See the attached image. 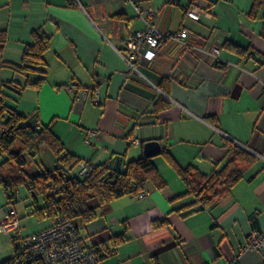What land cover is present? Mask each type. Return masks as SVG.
Segmentation results:
<instances>
[{
	"label": "crops",
	"instance_id": "crops-1",
	"mask_svg": "<svg viewBox=\"0 0 264 264\" xmlns=\"http://www.w3.org/2000/svg\"><path fill=\"white\" fill-rule=\"evenodd\" d=\"M252 4L0 0V30L8 32L0 54L2 80L26 82L12 64L21 62L33 29L42 27L51 37L46 82L21 95L12 93L17 99L13 105L50 125L78 158L123 171L144 154L145 142L158 140L182 166L210 174L228 161L227 139L257 157L254 163H241L243 178L207 208L187 206L191 196L173 200L187 187L161 154L153 157L167 181L164 188L147 183L140 195L116 199L97 219L78 224L87 247L110 246L112 236L126 233L127 241L104 264H234L235 259V264H264V254L248 246L253 231L264 233V21L261 14L250 17ZM136 5L156 11L159 29L188 28L197 38L220 39L223 64L175 45L159 55L157 68L132 67L124 57L125 39L129 31L146 26ZM191 5L208 14L190 18L186 10ZM227 40L249 52L223 48ZM164 78L168 93L159 86ZM82 89L90 91L87 98ZM95 89L100 104L93 101ZM160 96L171 106L155 113L153 104ZM162 219L167 224L154 227Z\"/></svg>",
	"mask_w": 264,
	"mask_h": 264
},
{
	"label": "trees",
	"instance_id": "trees-1",
	"mask_svg": "<svg viewBox=\"0 0 264 264\" xmlns=\"http://www.w3.org/2000/svg\"><path fill=\"white\" fill-rule=\"evenodd\" d=\"M260 14L264 21V0H253L250 17L255 19ZM119 17L122 18L123 15ZM7 40V30H0V54L3 53ZM50 48L51 37L44 29L42 27L33 29L31 41L24 47L21 62L12 64L16 71L26 77V82L20 83L15 79L4 81L0 78V187L7 195L8 204L16 205L20 199L19 189L25 186L30 198L27 205L32 214L41 219H51V225L58 215H63L76 222L80 234L79 221L82 224L89 223L97 219L101 212H105L116 199L127 195H140L147 183H153L162 189L167 185V181L156 166L154 158L145 154L129 161L123 171L115 170L107 163L96 164L91 175L83 177L79 174L78 164L85 159L70 153L50 125L41 122L38 129L34 128L33 124L37 118L31 119L29 114L13 105L17 101L13 94L21 95L27 88H40L46 82L48 67L46 53ZM223 48L240 55L249 52V49L228 40L224 42ZM216 63L223 64V61L217 59ZM34 74L39 76L33 79ZM165 80L161 79L159 86L168 93ZM9 98L15 102H10ZM153 106L155 113H158L169 108L171 103L160 96ZM225 145L228 158L226 165L210 174L202 172L194 165L182 166L166 147L162 148L161 156L187 187L185 193L173 200L191 196L193 200L187 206L200 205L201 208H207L231 193L234 185L243 178L244 170L241 163H254L257 157L228 139ZM43 146H47L51 152L55 166L48 168L43 165L41 170L30 175L27 172L29 159L39 156ZM11 208L18 217L16 209ZM166 224V219L153 222L156 228ZM13 241L16 251L14 237ZM125 241L127 236L123 232L111 237L110 246L102 244L100 247L88 248L98 251L104 260ZM13 263L14 256L0 262Z\"/></svg>",
	"mask_w": 264,
	"mask_h": 264
},
{
	"label": "built area",
	"instance_id": "built-area-1",
	"mask_svg": "<svg viewBox=\"0 0 264 264\" xmlns=\"http://www.w3.org/2000/svg\"><path fill=\"white\" fill-rule=\"evenodd\" d=\"M136 8L144 17L146 26L136 31H129L125 39L124 57L132 67L136 68L139 63L149 68H157L159 55L175 45L198 57L212 56L221 59V47L218 44L220 39L217 37L211 40L197 38L188 28L178 31L159 29L154 21L156 11L153 8L142 9L139 5H136ZM204 12L197 5H191L186 10L187 15L195 20H199ZM77 87L75 82L71 83V88ZM81 92L85 98L90 95L88 89H82ZM93 101L96 104L101 103L99 89H95ZM40 124L41 121L37 119L33 126L38 129ZM135 142L139 143L138 140ZM95 167V163L81 160L78 164L79 174L88 177ZM0 231L7 234L15 233L13 237L16 239V251L13 264H104L98 251L85 246L76 222L63 215H58L50 227L24 236L21 233L20 219L14 210H10L7 219L0 225ZM248 246L264 254V233L253 231ZM233 263H237V259Z\"/></svg>",
	"mask_w": 264,
	"mask_h": 264
},
{
	"label": "rangeland",
	"instance_id": "rangeland-1",
	"mask_svg": "<svg viewBox=\"0 0 264 264\" xmlns=\"http://www.w3.org/2000/svg\"><path fill=\"white\" fill-rule=\"evenodd\" d=\"M9 100L10 102H15L13 99L9 98ZM43 165L47 166L48 168L55 166L54 158L47 146L42 147L41 154L35 159H29V164L27 166L28 174L33 175L37 173L39 170H41V168H43ZM19 192V202L16 205H11L8 204L7 195L0 187V224H3L4 220L8 216V210H11V207H14L17 210L21 224V232L24 236L46 228L50 224L51 219H41L37 215L31 213L30 208L27 205L30 203V198L28 197L25 186H22L19 189ZM78 224L81 225V222L79 221ZM82 231L84 232L85 229H82ZM14 235L15 233L7 234L0 231V262L14 256L15 243L12 238Z\"/></svg>",
	"mask_w": 264,
	"mask_h": 264
},
{
	"label": "water",
	"instance_id": "water-1",
	"mask_svg": "<svg viewBox=\"0 0 264 264\" xmlns=\"http://www.w3.org/2000/svg\"><path fill=\"white\" fill-rule=\"evenodd\" d=\"M144 154L150 157H155L161 154L162 145L158 140H150L144 143Z\"/></svg>",
	"mask_w": 264,
	"mask_h": 264
}]
</instances>
